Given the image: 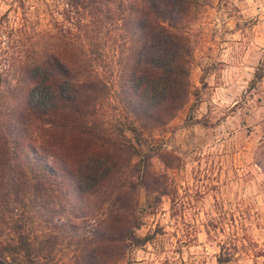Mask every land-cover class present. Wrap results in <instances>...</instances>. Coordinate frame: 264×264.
I'll use <instances>...</instances> for the list:
<instances>
[{
	"label": "trees",
	"instance_id": "1",
	"mask_svg": "<svg viewBox=\"0 0 264 264\" xmlns=\"http://www.w3.org/2000/svg\"><path fill=\"white\" fill-rule=\"evenodd\" d=\"M65 4L76 31L119 26L126 117L103 126L96 113L112 82L70 39L69 53L46 50L13 77L0 71V264H52L61 245L73 249L64 264H114L142 245L139 190L156 201L165 190L149 169L156 151L143 142L189 95L192 48L178 24L193 0Z\"/></svg>",
	"mask_w": 264,
	"mask_h": 264
},
{
	"label": "rangeland",
	"instance_id": "2",
	"mask_svg": "<svg viewBox=\"0 0 264 264\" xmlns=\"http://www.w3.org/2000/svg\"><path fill=\"white\" fill-rule=\"evenodd\" d=\"M65 3L0 0V71L13 77L46 50L69 53L70 39L112 82L96 113L108 129L126 117L119 26L76 31ZM178 28L192 48L189 95L143 142L156 151L149 169L164 194L156 201L139 190L136 234L146 241L114 264H264V0H193ZM72 250L58 246L52 264L67 263Z\"/></svg>",
	"mask_w": 264,
	"mask_h": 264
}]
</instances>
